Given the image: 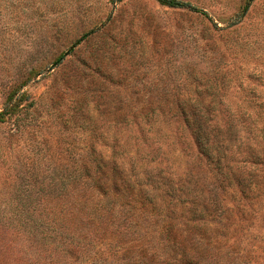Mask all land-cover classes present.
I'll list each match as a JSON object with an SVG mask.
<instances>
[{
	"label": "rangeland",
	"instance_id": "374dc122",
	"mask_svg": "<svg viewBox=\"0 0 264 264\" xmlns=\"http://www.w3.org/2000/svg\"><path fill=\"white\" fill-rule=\"evenodd\" d=\"M178 1L199 12L155 0H0V112L17 104L0 122V264H264V0L246 10L247 0ZM187 111L216 126L240 116L210 156L224 149L231 178L255 176L260 194L206 227L177 219L174 244L136 188L157 162L182 172V130L132 118ZM97 161L122 171L100 199Z\"/></svg>",
	"mask_w": 264,
	"mask_h": 264
},
{
	"label": "trees",
	"instance_id": "16d2710c",
	"mask_svg": "<svg viewBox=\"0 0 264 264\" xmlns=\"http://www.w3.org/2000/svg\"><path fill=\"white\" fill-rule=\"evenodd\" d=\"M159 5L165 6L168 8H183L194 12H199L195 7L186 2H181L178 0H155ZM253 0H247L244 10L247 9L248 4ZM58 57L54 63H58ZM10 100V98H9ZM182 103V102H181ZM185 102H183L184 104ZM17 107V104H11L9 106L5 105L3 111L0 112V122L4 118L9 117L12 114L13 109ZM149 118L155 119L158 117L165 118L179 126L181 131L180 137L183 139L180 142L178 151L181 153V158L186 160L182 164V172L180 174H175L174 169L171 166L164 165L160 162H157L154 166L150 167L149 170L151 177L144 178L143 183L137 185V190H144L145 194L148 195V203L146 204L147 209L150 212L156 210L159 216H162L164 220V226L166 232V239L170 243L175 244V240L179 237V230L174 228L177 223V219H186V221L191 222L194 225L197 223L198 228L206 227L215 222V218L219 215L222 219L229 216V210L231 208H240L246 207L247 204L253 199L259 196L257 193L258 182L255 179V176H242L239 177L231 176L233 175L230 172L229 161L226 160L223 156V152L220 153V149L215 150V159L210 156L211 148L209 142H228L226 138H223L221 135L223 132H227L229 129H237L240 116H237L234 121L226 126H216L213 120V115L202 111V113L196 112H168L166 114L162 113H146L144 115H134L133 121L139 120L137 118ZM238 124V125H237ZM237 125V126H236ZM219 133L215 136L213 133ZM249 134V131H247ZM187 136L188 140L185 139L184 135ZM218 140V141H217ZM196 152V155H195ZM151 161H149L150 163ZM199 166L198 170L195 168V165ZM91 169L93 176L98 177L104 181V184L101 182L93 183V190L98 194L97 198H102L106 196L108 187L111 188L114 185V181L117 180V174H122L120 166L113 162H95L92 163ZM216 165L218 167L217 182H209L207 177L208 169L211 175H214L213 167ZM202 173H205L204 175ZM119 176V175H118ZM187 176L193 178V181L189 186ZM215 176V175H214ZM91 177V176H90ZM116 177V179H115ZM260 180V179H259ZM103 183V182H102ZM232 184L234 187H243L251 189L246 192H237L231 191L227 192L224 189V186ZM130 190H134L133 185L126 184ZM101 187H106L105 192H100ZM214 187V189H212ZM231 189V188H229ZM246 193V194H245ZM233 199L234 204L225 202V198ZM227 214V215H226ZM196 216L195 219L193 217ZM192 217V220L191 218ZM167 219V220H166ZM195 226V225H194ZM176 245H179L177 243Z\"/></svg>",
	"mask_w": 264,
	"mask_h": 264
}]
</instances>
